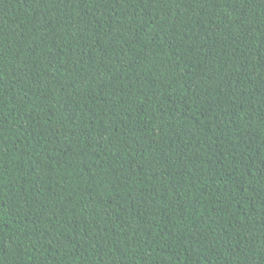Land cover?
<instances>
[{
    "label": "trees",
    "instance_id": "obj_1",
    "mask_svg": "<svg viewBox=\"0 0 264 264\" xmlns=\"http://www.w3.org/2000/svg\"><path fill=\"white\" fill-rule=\"evenodd\" d=\"M0 264H264V0H0Z\"/></svg>",
    "mask_w": 264,
    "mask_h": 264
}]
</instances>
